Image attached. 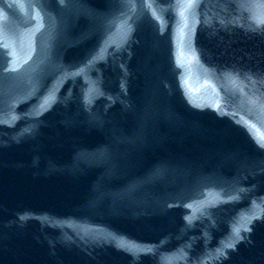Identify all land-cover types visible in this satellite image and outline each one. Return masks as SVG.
Returning a JSON list of instances; mask_svg holds the SVG:
<instances>
[{
  "label": "water",
  "instance_id": "obj_1",
  "mask_svg": "<svg viewBox=\"0 0 264 264\" xmlns=\"http://www.w3.org/2000/svg\"><path fill=\"white\" fill-rule=\"evenodd\" d=\"M233 144L242 264H264V0H234Z\"/></svg>",
  "mask_w": 264,
  "mask_h": 264
},
{
  "label": "snow or ice",
  "instance_id": "obj_2",
  "mask_svg": "<svg viewBox=\"0 0 264 264\" xmlns=\"http://www.w3.org/2000/svg\"><path fill=\"white\" fill-rule=\"evenodd\" d=\"M258 142L264 144V135H260V136L258 137Z\"/></svg>",
  "mask_w": 264,
  "mask_h": 264
}]
</instances>
